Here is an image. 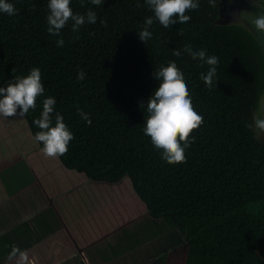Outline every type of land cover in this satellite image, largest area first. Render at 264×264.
<instances>
[{
	"label": "trees",
	"instance_id": "trees-1",
	"mask_svg": "<svg viewBox=\"0 0 264 264\" xmlns=\"http://www.w3.org/2000/svg\"><path fill=\"white\" fill-rule=\"evenodd\" d=\"M13 3L16 14L0 13V83L39 67L43 96L55 97V110L73 139L65 153L43 154L32 123L43 96L23 117H0L5 215L13 195L37 181L67 228L58 230L56 218L32 213L31 224L16 221L5 244L9 251L0 248V264H16L17 255L9 256L13 245L46 261L42 250L58 244L56 236L66 238L61 244L80 248L116 229L123 232L119 243L127 253L117 255L114 264H143L151 255L157 258L150 264H264V133L248 127L253 116L264 117V32L252 23L264 15V0L260 7L248 0H200L197 11L186 12L188 24L165 28L154 20L152 36L144 42L136 31L152 13L143 0L101 5L71 0L74 12L93 8L98 18L78 32L71 22L65 25L59 33L63 46L46 31L47 0ZM238 8L242 13L234 18ZM187 46L218 57L217 85L205 86L200 73L208 66L185 54ZM169 62L183 73L192 105L202 116L189 133L194 139L185 159L171 164L143 135L147 113L139 106L157 86L154 69ZM81 69L85 78L77 80ZM77 108L89 114L91 123ZM31 205V210L40 208L34 201ZM142 216L162 231L153 234L147 223L132 232L126 228ZM172 229L184 239H168ZM109 244L108 239L104 245ZM60 245L57 252L64 249ZM105 254L110 255L103 251L93 259Z\"/></svg>",
	"mask_w": 264,
	"mask_h": 264
},
{
	"label": "clouds",
	"instance_id": "clouds-1",
	"mask_svg": "<svg viewBox=\"0 0 264 264\" xmlns=\"http://www.w3.org/2000/svg\"><path fill=\"white\" fill-rule=\"evenodd\" d=\"M208 2L215 4L216 0ZM89 3L101 5L104 0H89ZM137 3L139 4L140 0H137ZM143 3L152 13L144 18L143 27L136 31L138 38L144 42L152 36L149 28L154 20L165 28L188 24L191 17L186 15V12L197 11L200 0H143ZM250 3L258 5L259 0H250ZM70 4L71 0H47L46 31L57 36L55 41L57 46H63L64 41L59 37V33L69 22L71 29L78 32L81 26L94 24L98 18L93 8L78 13L73 11ZM17 12L13 0H0V13L12 16ZM100 22L104 23L103 19ZM252 23L257 30L264 32V15H257ZM183 51L192 59L208 66L205 72L200 73V79L205 86L211 88L214 83L217 85L218 57L215 54H208L205 48L193 50L187 46ZM173 55L179 58L180 52H173ZM85 75L81 69L77 72L76 79L83 80ZM154 79L157 86L147 101H141L139 104L147 113L142 132L160 153L162 161L170 164L181 162L185 159V150L194 139L189 133L202 123V116L194 109L185 77L175 63L169 62L166 67L154 69ZM44 91L39 67H32L26 75L12 76L6 84L0 83V117H23L30 108L37 107V97L43 96ZM55 104L54 96H43L39 116L32 120L33 125L38 128L34 133V140L42 142L41 151L49 157L65 153L73 139L72 131L65 124L62 114L55 110ZM77 112L82 120L91 123L87 112L80 108H77ZM248 127L257 135L264 133V117L253 116ZM14 255H18L21 262L25 259L24 251L16 245L12 246L9 253V256Z\"/></svg>",
	"mask_w": 264,
	"mask_h": 264
},
{
	"label": "rangeland",
	"instance_id": "rangeland-1",
	"mask_svg": "<svg viewBox=\"0 0 264 264\" xmlns=\"http://www.w3.org/2000/svg\"><path fill=\"white\" fill-rule=\"evenodd\" d=\"M248 1H250V0H248ZM260 3H261V0H259V4H258L259 7H260ZM242 9L238 8V9L234 10V12H232V15H234V18L239 17V14L242 13ZM12 199H13V201L6 208L7 210H9L8 216L5 215V213H4L5 210H2L1 205H0V230L2 232V233H0V248L3 249L4 251H7V250L9 251V248L7 246H5V244H8L11 242V241H9V238H11V234H12L11 230L13 228L12 227L13 224L16 221L22 220V219H23L22 220L23 222L28 221V223L31 224V218H28V216L31 217L32 214L36 218H38V217L42 218L44 216H47V217L52 216V217L57 219V223H60L59 225H57L58 230L60 228L62 231L67 230L66 225L64 223V220L60 219L58 214L55 212V209H54L53 205L51 204V199L48 197V195L45 193V190L41 187V185L37 181H35V183L32 184L31 186L26 187L24 190L17 191V193L15 195H13ZM33 201L35 203L40 204L39 210H31V207H32L31 202H33ZM145 218L146 217H144V216L138 218L137 221H133L132 223L128 224V226H126V228L132 232V231H135V229L140 230V227H143L147 223V224H151L150 227H154L153 234H155V233L158 234L159 231H162V229L160 230L158 227H156V225H152L153 222H151V221L147 222V221H149V218H147V219H145ZM33 219H34L33 221H35V218H33ZM47 223H48V221H47ZM44 224H46V221L44 222ZM134 225H136L137 227H135ZM167 231L168 230H165V232H167ZM60 233H61V231H57V235H59ZM122 233L123 232L121 230L116 229L111 233V235L107 234L106 236L100 238L99 240H97L91 244L82 245V247H80V248L77 247V245L75 246L71 243L70 244L68 243V247H67L66 246L67 241L64 244L60 243L64 240H66V238L62 237V235L56 236L54 238H58V244L64 245V249H62V247L61 248L59 247V252H57L58 251V247H57L58 244L51 245L48 243L46 246H44V248L46 250H42V252L45 254L44 260H46V261H41V259H39L38 257H36L35 255H33L32 253H30L27 250H23L25 253L24 261H22V262L19 261L18 255L14 257V261L16 262V264H47V263L51 264L50 262H48V260L51 259L52 262L54 261L56 264L57 256H59L60 262L57 261L58 264H114L116 256L121 255L125 252L124 251L125 247L122 250V248H123L122 244L119 243V241L121 240V237L124 236V235H122ZM169 234H167V235H169L168 239H169V237L171 239H174L177 241H182L184 239L183 234H181L177 230L172 229V230H170ZM69 235H70V233H69ZM6 236H7V240H4L3 238H5ZM108 239H109L110 244L104 245ZM177 241H175V242H177ZM95 247L100 248V250L103 249V251L105 253H109L110 255L105 254L104 259L97 257L99 260L98 261L94 260L93 259L94 256H101V253H103V251L102 252L100 250L97 251L95 249ZM19 248L24 249L25 247H19ZM111 248L113 250H111ZM145 250L146 249H142L143 252ZM32 251H34V250H32ZM137 252H138V249L136 250L135 255H137ZM125 253H127V252H125ZM128 254H129V252H128ZM155 258H157V256L151 255L150 257H147L144 260H142V262H143V264H150L151 261L156 260ZM120 264H126V263L123 262V260H122V261H120Z\"/></svg>",
	"mask_w": 264,
	"mask_h": 264
},
{
	"label": "crops",
	"instance_id": "crops-1",
	"mask_svg": "<svg viewBox=\"0 0 264 264\" xmlns=\"http://www.w3.org/2000/svg\"><path fill=\"white\" fill-rule=\"evenodd\" d=\"M94 258V257H93Z\"/></svg>",
	"mask_w": 264,
	"mask_h": 264
}]
</instances>
